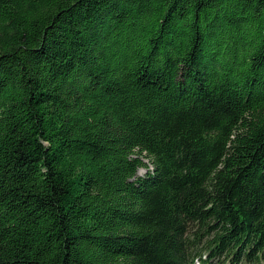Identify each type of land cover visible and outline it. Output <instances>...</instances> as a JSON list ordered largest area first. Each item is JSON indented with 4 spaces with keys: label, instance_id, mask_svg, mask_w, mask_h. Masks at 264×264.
Masks as SVG:
<instances>
[{
    "label": "trees",
    "instance_id": "1",
    "mask_svg": "<svg viewBox=\"0 0 264 264\" xmlns=\"http://www.w3.org/2000/svg\"><path fill=\"white\" fill-rule=\"evenodd\" d=\"M195 259L264 262V0H0V264Z\"/></svg>",
    "mask_w": 264,
    "mask_h": 264
},
{
    "label": "rangeland",
    "instance_id": "2",
    "mask_svg": "<svg viewBox=\"0 0 264 264\" xmlns=\"http://www.w3.org/2000/svg\"><path fill=\"white\" fill-rule=\"evenodd\" d=\"M146 163L148 164L147 168H146V167L139 168V169L137 170V175H144L148 169H151V168H152L151 164L148 163L147 160H146ZM241 264H249V263H246V262H245V263H241ZM252 264H255V263H252ZM259 264H264V262L261 261V263H259Z\"/></svg>",
    "mask_w": 264,
    "mask_h": 264
}]
</instances>
